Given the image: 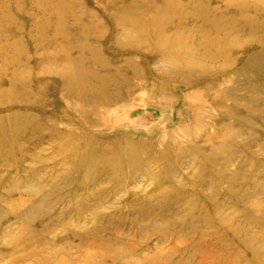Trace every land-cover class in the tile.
I'll return each mask as SVG.
<instances>
[{
  "label": "rangeland",
  "instance_id": "obj_1",
  "mask_svg": "<svg viewBox=\"0 0 264 264\" xmlns=\"http://www.w3.org/2000/svg\"><path fill=\"white\" fill-rule=\"evenodd\" d=\"M97 1L0 0V264H264V0L217 5L215 63L120 45ZM65 4L128 80L86 113L67 77L92 55L50 41Z\"/></svg>",
  "mask_w": 264,
  "mask_h": 264
},
{
  "label": "bare ground",
  "instance_id": "obj_2",
  "mask_svg": "<svg viewBox=\"0 0 264 264\" xmlns=\"http://www.w3.org/2000/svg\"><path fill=\"white\" fill-rule=\"evenodd\" d=\"M61 1H70V0H61ZM98 1L101 2V0ZM224 2L225 0H151L150 2L151 9L146 12L147 8L142 10L139 9L127 10L123 6L124 5L123 0H112V2H109L107 7L108 9L112 8L115 14L120 15L122 17L121 20H115L116 23L114 25V29L112 30L114 37L117 36L119 38L124 37V39H121V41H119L120 45L125 44L127 42V44L136 45L134 46L136 48L151 49L152 51H155L156 53L161 55H163L164 49L173 48V50L170 51L173 52L172 55H174L175 57H181L183 55L186 56L191 54L189 55V57H191V59L189 60L194 59L196 61L198 60L203 62L210 61L215 63L217 62L218 57L217 55L215 56L214 53L213 55H211L210 54L211 51L209 50V48L212 47L215 43H219V41L222 42V35H226L228 32L232 31V26H229V30L225 31L224 22L228 21L229 18L225 20L223 19V17L224 14L231 11L233 5L232 6L229 5L230 11L227 8L228 5H225V7L222 8H219L217 6L220 3H224ZM119 3L120 6H117V4ZM102 5L104 4L102 3ZM70 11L71 10L69 9V6L67 7V5L66 6L59 5L57 7V12H58L57 17L54 18L51 25H48V29L49 28L51 29L52 26L55 28V32L51 37L50 41L51 43H54L55 46L59 47V49H63V51L66 54H69L72 49H79L82 51L86 50L90 52V55H92L93 63L96 66L93 67L89 66L87 68H84L82 66H76L75 67L76 73L72 77H67V80L73 86V89L71 90L69 89L70 93L73 94L74 99L80 100L82 102L79 105V109L82 110L84 113H86L87 110L90 111V109H93V107H89L90 101L92 99L95 101L96 99L105 101L117 97L119 92L121 91V88L125 87L128 80L121 74H115L114 73L115 70L111 71L108 68L109 61L105 60V58H102V56H100L97 53L98 51L94 47H92L91 43L87 42V40H82V42L77 43L78 45L75 46V44L73 43L75 40L72 41V35L66 30L67 28L66 21L68 20L66 17L70 18V20L71 19L76 20V22L79 21V19L81 18L76 19L74 13L71 14ZM174 16H178L179 22L182 21L181 24L187 23L190 25V27L181 25L180 23L178 26H176L178 22L174 23L173 25H169L170 23L166 25L165 22L168 20L170 21L171 18ZM194 23H198V26L196 28L192 27V24ZM173 26H174L173 29L175 31L170 30V32H166L167 31L166 28ZM94 27L95 26H93L92 24L91 26H89V28L85 26V29L89 34H91L94 31H96L94 30L95 29ZM251 32H254V29H252ZM182 39H183V43L181 41ZM48 46L50 47V45ZM66 58L67 59L63 61L67 63H72V66L76 65V63L78 62V60L76 62H73L75 60H71L72 61L71 62L70 61L71 58H68V56ZM13 79H16V77H14ZM131 97L128 98L129 101L131 100ZM85 99L87 100L85 101ZM64 103L66 104V101ZM124 107L125 106H122L117 110L126 111L124 110ZM104 122H102V124ZM103 128L104 129L106 128V122L104 123ZM42 129L44 130L45 127H43ZM107 135L109 136L110 134ZM31 142L32 139H30V143ZM154 158L156 157L154 156ZM134 165L136 166V164Z\"/></svg>",
  "mask_w": 264,
  "mask_h": 264
}]
</instances>
